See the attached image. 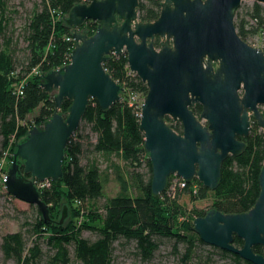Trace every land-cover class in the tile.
<instances>
[{"label":"water","instance_id":"obj_1","mask_svg":"<svg viewBox=\"0 0 264 264\" xmlns=\"http://www.w3.org/2000/svg\"><path fill=\"white\" fill-rule=\"evenodd\" d=\"M242 2L264 6V0H164L154 22L138 19V0H91L68 13L66 25L79 28L96 22L92 36L74 32L70 63L44 76L41 87L54 92L55 112L42 128L33 127L16 145L7 171L9 196L37 207L51 222L34 180L57 182L69 139L78 129L90 99L104 111L121 100L123 89L105 71L111 53L126 54L129 71L146 85L139 131L151 165V191L158 196L169 178L197 180L218 187L223 162L245 148L251 121L264 139V54L244 42L234 25ZM162 42L156 49L154 41ZM71 101L67 117L59 110ZM201 106L197 117L193 112ZM165 118L181 125L175 132ZM23 165L27 179L20 176ZM259 196L242 214L210 210L193 222L200 240L250 264H264V162L258 177ZM65 209L59 222L64 220ZM242 240V248L233 239Z\"/></svg>","mask_w":264,"mask_h":264},{"label":"trees","instance_id":"obj_2","mask_svg":"<svg viewBox=\"0 0 264 264\" xmlns=\"http://www.w3.org/2000/svg\"><path fill=\"white\" fill-rule=\"evenodd\" d=\"M90 1L38 0L23 29L25 46L19 58L11 40L1 41L10 22V13L7 10L9 0H0V158L11 142L21 143L30 129L42 128L55 112V95L44 90L41 84L46 74L70 63L75 46L72 40L74 32L87 36L95 33L98 24L93 21H86L79 28L66 25L70 10ZM138 1L139 21L154 22L164 0ZM234 25L238 36L249 45L250 40L257 37L264 54L263 5L240 6L235 12ZM155 47H159L158 40ZM103 67L123 89L121 100L106 111L96 100H89L80 125L65 150L62 178L40 191L41 201L49 208L51 222L45 223L37 207L30 205L35 210L33 219L29 221L26 218L19 232L2 238L1 249L6 260L17 264H37L43 255L39 247L42 242L54 251L50 264H70V247L78 264H112L113 245L121 240L134 243L137 256L143 262L152 260L161 245L167 243L173 254L180 256V264H190L197 247L205 246L194 231L196 218L204 217L210 210L242 214L254 206L260 192L258 177L264 162L263 134L254 121H251L248 138L243 140L244 150L223 162L216 190L209 191L195 179L183 188L177 185L174 193L165 190L154 196L151 165L143 148L144 137L139 131L140 109L136 104L130 106L125 98L127 92L146 97V85L129 71L126 54H111ZM70 106L71 101L64 100L59 113L67 117ZM35 110H38L37 116L32 122L28 121V115ZM193 112L198 117L201 106L196 105ZM165 121L175 132L181 133L180 124L169 118ZM88 127L95 135V142L90 144L92 154L116 156L126 165V175L116 165L111 168L120 184V190L114 197L104 194V182L109 175L105 173L103 177V172L93 161L82 163L84 156L89 154L84 143H91L82 133ZM19 173L30 178L24 174L22 163ZM3 194L11 199L7 192ZM182 194L187 195L191 202L211 196L212 205L206 212L197 209L187 212L177 201ZM101 201L99 210L93 204ZM90 202L92 208L88 214L91 219L85 224L76 226L71 220L67 225H60L55 221V216L64 206L76 217V206ZM188 214L186 222L178 223V219ZM26 227L27 232L24 233ZM83 231L94 233L96 238H84ZM29 240L30 248L27 246ZM233 246L242 248V240L234 237ZM212 249L218 251L214 247ZM218 252L222 258H229L235 264H250L234 254ZM253 252L264 256L261 246L253 247Z\"/></svg>","mask_w":264,"mask_h":264},{"label":"rangeland","instance_id":"obj_3","mask_svg":"<svg viewBox=\"0 0 264 264\" xmlns=\"http://www.w3.org/2000/svg\"><path fill=\"white\" fill-rule=\"evenodd\" d=\"M38 0H9L7 3V10L10 13L8 15L10 22L5 32V37L1 41H7L8 39L12 41V46L16 48L17 56L20 58L21 50L24 48L25 44L22 40L23 29L32 11L34 10L35 5ZM253 5V2H242L241 7H250ZM251 45L255 48H261V44L259 39L253 38L250 40ZM55 95V91L52 92ZM140 100H144L143 95H139ZM264 109H261V112ZM38 110L33 111L28 115L27 120L33 121V119L37 116ZM261 130V129H260ZM83 135L86 136L91 143H84V147L89 150V154L84 156L82 159L83 164H87L88 162H94L101 172L104 174L107 173L109 175L108 179L104 182V194L106 197H114L117 192L120 190V184L116 181V176L114 172L111 170L112 166L116 165L120 168L121 173L126 175V165L123 160L116 156L107 157L103 154H92V148L90 144L95 142V135L90 132L89 127L84 130ZM16 143L11 142L6 150V157H2L0 163L3 167L4 172L7 171L11 165L13 154L15 151ZM145 168V167H144ZM142 169L143 172L145 169ZM173 177V176H172ZM11 197V196H10ZM178 204L183 206L187 212H190L192 209L208 211L212 205V197L209 196L206 200L191 202L187 195H180L178 198ZM103 203H94L93 205L97 207L99 210L101 209L100 205ZM92 202L89 204H81L77 205L78 214L74 217V213H70L66 206L61 210L59 214L55 216V221L60 222L63 211L65 209L64 220L62 225H67L69 221L73 220L76 226H80L88 222V219H91L89 216V209L91 207ZM35 210L26 203L18 201L11 197H5L4 194L0 195V264H17L13 260H6L4 258L1 244L3 236L7 234H12L19 232L20 226L24 224L25 219L28 218L33 219ZM97 211V210H96ZM189 217V214L185 218L178 219V223L186 222L185 220ZM94 220L93 222H95ZM23 232H27V227L23 229ZM26 235V234H25ZM82 236L84 238H88L94 240L96 238L95 234L90 231H83ZM28 236H26L27 239ZM25 239V240H26ZM205 246L197 247L196 256L190 262V264H235L229 258H222L218 251L212 249L211 246L204 244ZM28 248L32 247L30 240L27 242ZM113 259L112 264H180V256L173 254V251L169 244L163 243L159 249V251L153 256V259L143 262L137 256L135 251L134 243H126L124 241L119 240L114 245ZM40 249L42 250V256L40 257V261L37 264H50L51 258L54 256V251L50 250L48 246L44 243H40ZM70 251V264H78L74 260L73 248H69Z\"/></svg>","mask_w":264,"mask_h":264},{"label":"built area","instance_id":"obj_4","mask_svg":"<svg viewBox=\"0 0 264 264\" xmlns=\"http://www.w3.org/2000/svg\"><path fill=\"white\" fill-rule=\"evenodd\" d=\"M73 40V38H72ZM73 42H75L73 40ZM112 55H115L113 53H111ZM110 54V55H111ZM126 100L129 102L130 106L135 105L137 108L140 109L141 112V106L143 104V100H140L139 95L134 94V93H129L127 92L125 95ZM7 153L6 151L3 154V157H6ZM2 158V157H1ZM0 158V160H1ZM3 170V167L0 163V194H3L6 192L5 189V182H6V176H7V171L5 170L4 172L1 173V171ZM170 181H168L167 187H166V191L174 193L176 186H180L181 188L185 187V185L187 184V182L183 181L182 179L173 176L169 179ZM52 181L51 180H45L43 182H38L37 180H34V185L37 188V190L40 192L41 190H44L46 188H49L51 186Z\"/></svg>","mask_w":264,"mask_h":264},{"label":"flooded vegetation","instance_id":"obj_5","mask_svg":"<svg viewBox=\"0 0 264 264\" xmlns=\"http://www.w3.org/2000/svg\"><path fill=\"white\" fill-rule=\"evenodd\" d=\"M159 41V45H160V43L162 42V40L161 39H159V38H155V41H154V44L156 43V41ZM159 48V47H158ZM157 49V48H156ZM17 145V144H16ZM16 148V147H15Z\"/></svg>","mask_w":264,"mask_h":264}]
</instances>
